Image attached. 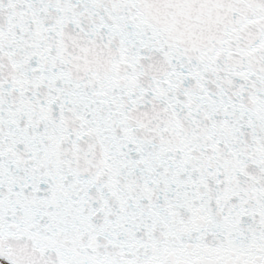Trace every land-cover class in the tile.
Here are the masks:
<instances>
[{"label": "snow or ice", "instance_id": "obj_1", "mask_svg": "<svg viewBox=\"0 0 264 264\" xmlns=\"http://www.w3.org/2000/svg\"><path fill=\"white\" fill-rule=\"evenodd\" d=\"M0 264H264V0H0Z\"/></svg>", "mask_w": 264, "mask_h": 264}]
</instances>
